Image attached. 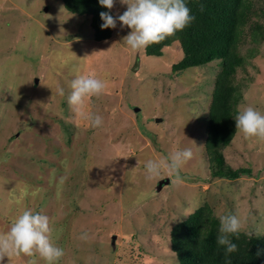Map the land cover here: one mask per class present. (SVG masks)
<instances>
[{
	"label": "rangeland",
	"instance_id": "rangeland-1",
	"mask_svg": "<svg viewBox=\"0 0 264 264\" xmlns=\"http://www.w3.org/2000/svg\"><path fill=\"white\" fill-rule=\"evenodd\" d=\"M125 10L116 0L111 13ZM129 32L118 22L96 42L90 18L61 0H0V234L26 209L48 216L51 241L64 250L57 264H179L170 229L202 206L218 233L219 216L235 214L240 233L264 236V141L235 133L221 149L231 169L249 170L234 181L212 177L205 153L219 61L175 72L178 43L148 57L124 46ZM237 47L246 62L234 79L236 115L241 105L264 113V41L240 39ZM78 75L106 84L82 113L67 103ZM89 114L103 125L91 128ZM179 149L192 152L180 183L167 173L145 179L148 160ZM31 260L45 264L38 254L0 264Z\"/></svg>",
	"mask_w": 264,
	"mask_h": 264
},
{
	"label": "trees",
	"instance_id": "trees-1",
	"mask_svg": "<svg viewBox=\"0 0 264 264\" xmlns=\"http://www.w3.org/2000/svg\"><path fill=\"white\" fill-rule=\"evenodd\" d=\"M61 1L67 12L90 18L94 41L110 38L112 28L102 30L99 15L109 10L101 7L99 0ZM184 3L195 17L192 23L160 43L148 46L144 53L159 57L164 47L178 43L183 57L174 65L175 72L219 61L220 70L214 79L208 110L205 153L212 164V177L234 181L241 174L249 173L247 169H231L221 154L236 131L234 106L239 94L234 79L238 68L246 62L237 45L240 39H250L253 43L264 41V24L258 19L264 15V8L259 6V0H184ZM206 211L202 206L170 229V250L179 264H264V236L243 233L238 238L237 235L230 237L237 251L225 259L224 247L216 242L220 235L218 221Z\"/></svg>",
	"mask_w": 264,
	"mask_h": 264
},
{
	"label": "clouds",
	"instance_id": "clouds-1",
	"mask_svg": "<svg viewBox=\"0 0 264 264\" xmlns=\"http://www.w3.org/2000/svg\"><path fill=\"white\" fill-rule=\"evenodd\" d=\"M119 3L126 6V10L114 17L110 12L116 0H99V5L109 10L100 12V19L103 21L100 27L102 30L114 29L119 22L122 28L130 29L129 34L123 38V44L133 52L160 43L184 30L195 19L184 0H119ZM70 88L71 92L67 95L68 106L74 112L82 113L86 101L94 97L99 98L106 84L95 75H78L71 81ZM57 94L65 96V89L58 88ZM87 119L93 129L103 125V118L99 115L89 114ZM234 121L236 134L242 135L245 140L264 141V113L253 106L241 105ZM191 158L190 149H179L160 160H148L144 166L145 179L151 181L167 173L174 175L175 182L180 183V169ZM219 220L220 235L216 242L218 246L224 247V256L227 259L237 251V245L230 237L237 235L238 238L242 224L235 214L220 215ZM51 231L48 216L33 213L30 209L24 210L11 222L9 230L0 234V262L13 255L33 257L38 254L45 264H57L64 256V250L52 243ZM79 239L86 241L89 234L84 232ZM257 255L259 256L260 252ZM29 264H36V261L31 260Z\"/></svg>",
	"mask_w": 264,
	"mask_h": 264
},
{
	"label": "water",
	"instance_id": "water-1",
	"mask_svg": "<svg viewBox=\"0 0 264 264\" xmlns=\"http://www.w3.org/2000/svg\"><path fill=\"white\" fill-rule=\"evenodd\" d=\"M162 182H163V183H166L167 181H165V182H164V181H162Z\"/></svg>",
	"mask_w": 264,
	"mask_h": 264
},
{
	"label": "bare ground",
	"instance_id": "bare-ground-1",
	"mask_svg": "<svg viewBox=\"0 0 264 264\" xmlns=\"http://www.w3.org/2000/svg\"><path fill=\"white\" fill-rule=\"evenodd\" d=\"M209 117V116H208ZM226 177V176H225ZM231 179V178H230Z\"/></svg>",
	"mask_w": 264,
	"mask_h": 264
}]
</instances>
